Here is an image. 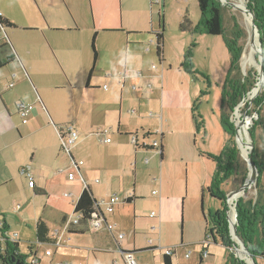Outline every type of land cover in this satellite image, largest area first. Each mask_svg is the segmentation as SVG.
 Listing matches in <instances>:
<instances>
[{
	"label": "rangeland",
	"instance_id": "obj_1",
	"mask_svg": "<svg viewBox=\"0 0 264 264\" xmlns=\"http://www.w3.org/2000/svg\"><path fill=\"white\" fill-rule=\"evenodd\" d=\"M31 1L37 6L36 0ZM151 1L152 4L150 0H39L44 14L37 6L43 20L37 31L21 28L13 31L7 28L6 31L36 85L37 90L32 87L33 95H39L43 99L53 121L59 125H74L76 119L86 121L87 118L91 131L99 133L96 135L98 144H95L93 154L103 164V171L101 174L91 173L89 177L94 182L98 179L104 190L109 191L111 195H119L122 201L127 194L135 192V203L123 202L115 212V220L119 223L120 232L125 234L124 241L130 243L129 246L134 244L136 248L147 249L152 242L158 247L137 251L135 256L138 264H164L161 253L168 247H177L176 253L172 255L173 264H201L199 258L206 239V220L210 224V215L222 209L221 201L207 191L213 183L215 163L203 154L220 155L227 141L220 114L222 88L231 65V56L223 35H210L201 30L194 33L180 30V23L186 11L192 25H198L193 23L197 22L200 13L197 0H188L186 9L183 7V10L185 0H159V3L158 0ZM232 1L216 0L222 7L226 33L231 36L239 30L242 31V38H245L244 56H247L250 50L252 18L248 13L231 5L229 2ZM247 4L248 0L245 1L244 7L248 8ZM160 14L164 15V56L173 66L169 81L173 88L177 89V95L172 93L166 104L179 107L190 104L186 110L179 108L171 113L172 120L166 117L165 112H161L160 99L156 103L142 100L145 104L141 106L140 99L135 95L136 90L131 87V80L127 77L123 84L119 80L122 81L124 67L129 76L136 74L140 69L151 68L152 64H155L157 69L161 68L163 60L156 54L154 33L160 29ZM76 25L78 30L74 28ZM70 27L73 30H70ZM95 32L98 56L87 86L88 74L93 65L91 42ZM127 32H131V35H127ZM5 39L7 40L6 36ZM258 46L259 44L256 46V54L254 53L257 63ZM189 51L196 74H187L181 67ZM9 54L8 48L1 56L6 59ZM13 70L20 72L16 63L1 69L0 75ZM241 71L248 80L254 81L253 87L257 85L258 65L252 63L244 68L241 62ZM24 83L30 81L21 82L10 92ZM103 85L106 90H103ZM162 85L166 89V81L163 80ZM121 92L126 98L121 97ZM128 93L135 100L127 98ZM37 107L42 109L40 103H37L34 109L38 110ZM253 107L254 104L248 105L244 100L241 101L239 109H235L231 114L234 123L238 120L237 115L242 118L246 110L249 111V116H255V121L258 114ZM133 108L153 121V129H161L160 123L164 116L162 131H168L163 138V159L161 160L159 149L144 148L153 150L140 151L136 161L140 163L138 167L141 169L136 171L133 168L136 161H130L126 155L130 148L134 151L135 145L131 142L134 133L131 136L120 134L116 125L107 122L108 115L99 113L100 110H110L114 121L121 110L123 113H133ZM193 108L196 109L197 121L193 117ZM261 111L264 115V108ZM150 112L163 115L158 119L156 116H150ZM45 115L39 118L40 121L47 119L51 123L49 114L45 112ZM249 116L247 118H250ZM11 118L15 124L21 125V117L18 114ZM53 128L55 129L53 124L45 127L39 133L28 137L25 143L35 144L40 149L46 144L45 136L53 133ZM104 130H107V133L100 134V131ZM156 135L157 133L151 137L150 142H160L159 133ZM107 137L112 143L105 141ZM120 142V149L110 148V145ZM239 145V151L246 156L240 141ZM37 153L39 154L40 150ZM87 153L88 150L83 146L77 152V161L88 162ZM242 164L245 165L243 162ZM70 172L74 174L73 178H70ZM58 174L59 185L48 186L47 195L34 196L30 188V203L21 198L18 203L22 206L20 209L16 207L17 203L2 207L0 220L3 219L2 214L5 215L7 223L11 226L10 234L19 235L17 239L20 241V252L27 255L26 264L32 263L35 254L40 258L39 264H111L113 260L124 264L122 256L116 253L113 255L93 249L89 235L83 237L70 233L67 235V241L59 246L37 241L36 218H42L44 215L50 220L53 229H59L62 222L59 225L56 221H51L52 217L59 210L75 204L76 197H72V193L75 194L80 175L75 170ZM233 181L229 180L222 185L227 194L238 188L234 187ZM161 195L165 198L163 210L160 205ZM257 195L256 180L242 196L246 200L255 201ZM227 206L228 214L232 216L233 204L227 200ZM25 208L26 213L23 216L22 211ZM228 221L230 223V220ZM228 229L229 237L232 238L230 224ZM255 237H262L261 225L257 226ZM81 240V245L75 246ZM234 240L239 241L236 235ZM204 247L207 248L208 255L204 256L203 264H227L230 253L236 252L235 247L224 245L220 239L218 243H206ZM47 250H51V255L46 254ZM187 253L189 257H185ZM256 255L257 264H264V256ZM243 261L248 264L246 259Z\"/></svg>",
	"mask_w": 264,
	"mask_h": 264
},
{
	"label": "crops",
	"instance_id": "obj_2",
	"mask_svg": "<svg viewBox=\"0 0 264 264\" xmlns=\"http://www.w3.org/2000/svg\"><path fill=\"white\" fill-rule=\"evenodd\" d=\"M187 1L188 0H185V6L183 4L182 10H183V7H185L186 9ZM36 2H37V6L40 12L42 13L43 9H42V6L39 0H36ZM37 6L34 5L31 0H0V15H2L3 17H6L11 22L17 25L16 28H11L10 29L11 31L20 29V28L26 31H37L38 28L41 26V23L43 22L42 18L40 17L38 13L39 11L37 9ZM200 20H201V13H199L197 22H193V23L194 24L197 23L199 25ZM159 24H160V19H159ZM74 28L76 30L79 29L77 25ZM69 29L73 30V28L71 27ZM105 31H110V30H105ZM119 31L124 32V30H119ZM127 35L130 36L131 32H127ZM5 36L7 37V40L11 41L8 37L7 31L4 29H0V40L2 42L7 41L5 39ZM13 47L15 49L14 45ZM147 50H149V48ZM15 51L17 53V58L13 60L12 62H10L7 66L3 67L2 69L7 68L9 65L13 63H16L17 69L20 72H18L17 70H13L11 72L0 75V213L3 212L2 207H4L5 205H11V204L15 205L17 203L16 207L20 209L22 206L18 203L21 198L27 199V203H30V201H32V197L30 196V192H29L30 188L32 189L34 196L47 195L46 192L48 191V186L59 185L60 181H59L58 173H61L63 171H69V170H75L76 173L80 175V178L78 179L76 187H75V194L72 193V197L73 195H75L76 197L74 203H76L84 187L88 186L91 189L94 197L98 200L99 203H101L102 210L105 211L104 203L112 195L109 193V191L104 190L103 186L99 184L98 179H96V182H94L93 179L89 177V174L91 173L101 174V172L103 171L102 170L103 164L99 162L98 159L93 154L94 146L95 144H98L96 135H98L99 133L91 131L90 125L87 124V121H88L87 118H86V121H84L83 119H76L74 126L79 132L78 139L75 145L71 148L70 153L63 152L61 149V133L59 130L64 124L63 125L56 124L51 118L49 110L47 109L43 99L39 95L38 97H35L33 95L32 87H34V89L37 90L36 85L34 84L32 77L30 76V73L28 72L25 64L19 57V54L16 49ZM11 56H12V52L10 51V54L8 55V57H11ZM161 63H162L161 68H158V69L157 67L156 69H153L152 66L151 68L146 69V70L140 69L138 71L139 73H141L140 75H137L138 72H136V74H132L129 76V74L127 73L124 67L123 72H122V81L121 79L119 80L120 82H122V84L127 80V77L131 80L130 81L131 87L132 89L136 90L135 95H137L138 98L140 99L141 106L143 103L145 104V101L142 102V100H148L151 102L153 101L156 103V102H159V99H160L161 112L162 111L165 112V114H167L166 117H169L170 120H172L171 113H173L175 110H178L179 108L186 110L188 109V107H190L189 106L190 104L188 106H182V107L171 106V105L166 104L167 98L168 97L171 98L172 93H175V95H177V89H174L173 86L171 85V81H169V77L172 76L170 72L173 69V66H171L170 63L167 62V59H165V56H164V60ZM152 65H155V64H152ZM182 72L183 71L181 70L180 74H182ZM12 73H16L17 77L14 79L15 81L14 86L10 87L9 83L12 81ZM186 73L192 74L189 72H186ZM26 80H29L30 83H24L23 85H20L14 91L10 92L18 84ZM163 80L166 81V85H167L166 89L162 85ZM103 90H106L104 89V85H103ZM109 96L110 95H107V97ZM121 97L126 98L125 94L123 95V92H121ZM127 98H129L130 100L131 99L135 100L134 97L130 93H128ZM20 100L33 105V109L29 112L28 117H27V122L25 123L22 121V117L17 108V102ZM37 103H40L42 105V109H39L38 107H37L38 110L34 109ZM34 110H37V111H34ZM132 111L133 113H130L128 111L126 113L125 112L123 113V110H121L117 120L115 118L114 121L112 119L113 114L110 113V110L108 111L100 110L99 113L105 116L108 115L109 120H107V122H110L113 125H116L117 132H119L120 134L129 135L133 133L139 134L142 131H150L152 132L154 136H155V133H157V135L159 133V138H160L159 140L161 143V137L164 138L166 132H168V131H162V125L164 123V116H162V119H161L162 122L160 123L161 129L159 128L153 129V126L155 124L148 116L144 117L142 113H139V112L137 113L135 108H133ZM45 112L49 114V117L52 121L51 123L48 122L47 119H45L44 121H40L39 118H41L43 115L46 116ZM14 114H18L21 117V125L14 123L13 119L11 118ZM152 114H153L152 116H156L158 119L161 118V115H163V114H156V113L155 114L152 113ZM29 116H30V119H29ZM51 124L55 126V129L53 128V133H50L51 135L45 136L46 144L41 146L40 149H39V146H36L35 144L28 145L25 143V140L28 137L39 133L45 127H48ZM58 126L60 128L59 130H58ZM167 127H169V124H167ZM58 136H59V139H58ZM162 143H163V140H162ZM83 146L86 147V151L88 150V153L86 154L88 156V162L84 163L82 160H80L83 163L79 164L80 161L79 162L77 161L76 155H77V152ZM121 147H122L121 142L110 145V148L112 150H118ZM38 150H40L39 154L37 153ZM144 150L146 152H151L153 149H144V148H139L135 146L134 151L132 150V148H130L128 154L126 155L129 157L130 161L131 159H134V162H135L136 158L138 157V154L141 153L140 151L143 152ZM124 152L126 153V151ZM163 155H164V152H163ZM74 162H76L77 165L74 164ZM138 163L139 162L136 161V165H133L134 171L141 169L138 167ZM23 167L29 168L31 176L33 177V180H34L33 187L29 185V179L27 175L21 172ZM105 170L107 171L106 168ZM36 191L39 193H37ZM154 191L155 190H153V194H154ZM133 193L135 195V192ZM131 194L132 193L127 194L125 198ZM113 195H117V194H113ZM124 199L122 203L116 206V209L113 214L105 215L108 221H113L117 223V229L114 231L113 234L107 233V232H97V231L90 230L88 224H83L78 227L73 226L71 228L70 233L79 234L78 236H83V237L85 235H89V242L92 245L93 249H95L96 251H100V252L113 253V255H115L116 253L122 256V258H123L122 251H129V252H133L134 254H136V252L139 250L158 248L152 242H150L149 244L150 248H147V249L136 248L134 244L133 246H129L130 243L128 241H124L125 235L122 240H118L117 235L121 230L119 229V223L115 220L116 219L115 212L117 208L122 206ZM160 200H161L160 202L161 210H163V206L165 205V198L161 195ZM230 203L233 204L232 207L234 209L235 204L232 202ZM74 205L75 204H71L68 206L67 209L59 210L57 214L52 217L51 221H56V223H58L59 225L62 222V226H63V223L67 220V218L73 215ZM22 212H23L22 215L24 216L26 213V208L23 209ZM161 216L164 217L162 213H161ZM233 216H235V211H234ZM2 217L3 219L0 220V222H3L2 227H0V242L3 243L4 237H9L11 239H13L14 237V239L17 240L20 244V241L17 239L19 235L10 234L9 230L11 226L7 223L6 216L2 214ZM40 218H36V222ZM42 218L46 222L47 226L51 230H53L52 225L50 224V220H48L46 216L44 215L42 216ZM35 234H36V229H35ZM68 234L64 235L65 239L62 242L67 241ZM231 234H232V239L234 240L235 234L233 233V231H231ZM132 236L133 237L135 236L134 230H133ZM257 239H259V237H257ZM259 240L261 241L260 244H262L264 248V233ZM82 241L83 240L79 241L80 243L75 244V246H80ZM202 248L203 249H202V253L200 255L199 261H201V258L203 261L204 256L208 255L207 248L205 247H202ZM205 252H207V254H205ZM175 253H176V249H175L174 254ZM161 255L163 257V263H164V256L166 255H164L163 251ZM235 255L237 257V252H235ZM113 261H117V260H113ZM203 263L204 262H202V264Z\"/></svg>",
	"mask_w": 264,
	"mask_h": 264
},
{
	"label": "trees",
	"instance_id": "obj_3",
	"mask_svg": "<svg viewBox=\"0 0 264 264\" xmlns=\"http://www.w3.org/2000/svg\"><path fill=\"white\" fill-rule=\"evenodd\" d=\"M152 4V1L150 0ZM198 5L201 13L200 24L192 25L186 11L183 21L180 23V30L182 32H198L199 30L210 35H223L226 47L231 56V65L227 71L223 88H222V101H221V124L224 132L227 135V141L223 147L222 153L218 156L212 154L206 155L208 160L215 163V173L213 183L208 187V193L221 201L222 209L210 215V224L206 220L205 226V242L218 243L221 242L229 247H234L235 241L229 237L228 229V206H227V191L222 189V185L229 181L234 180L232 184L234 187L241 186L248 177L249 166L247 160L240 154L239 148L236 143V127L231 121L230 116L235 110V107L244 99L247 92L251 90L254 85L253 80H248L247 76L242 75L241 62L245 50V38H242V31H237L234 35L229 36L226 33L224 26V18L222 14V7L216 0H198ZM248 9L253 13L254 21L259 29L261 46L264 53V0H248ZM237 25V23L235 24ZM17 25L11 22L6 17L0 15V29L6 30L7 28H16ZM160 29L154 31L156 39V54L160 60H164V15L160 14ZM97 33L95 32L92 38L91 47L93 50V65L90 69L87 78V86H89L93 72L96 67L97 51L95 48ZM10 49L12 56L3 58L1 53ZM5 53V52H4ZM17 58V53L11 41L7 40L2 42L0 40V69L7 66L10 62ZM181 67L186 72L196 74L193 70L191 62V52L185 55V59ZM262 92L253 101L255 112L258 118L254 121L249 131L254 140V149L252 158L258 169L257 190L258 195L254 200H246L243 196L238 199L236 206L237 218L236 234L242 238L248 247V250L256 254L263 255V246L260 240L256 239L257 226H262V235L264 233V115L262 109L264 108V84ZM193 110V117L197 121V114L195 108ZM247 117V116H246ZM198 123V122H197ZM199 125V124H198ZM58 126V130H59ZM60 131V130H59ZM130 136L132 134H129ZM159 146L160 156L163 159L164 146L162 143ZM241 150V149H240ZM242 153V152H241ZM245 163V165L242 164ZM247 164V165H246ZM248 168V169H247ZM37 192V191H36ZM39 193V192H37ZM137 196L132 193L124 199L126 203H134ZM101 213L98 200L94 197L91 189L85 186L79 198L74 205L73 215H80V224L75 225L78 227L87 224L95 212ZM65 219V218H64ZM211 225V226H209ZM36 238L39 243H53L54 240L49 236L51 229L47 226L43 219H39L35 225ZM17 240H11L9 237H4L3 243L0 242V260L1 264H26L27 255L20 252V246ZM177 249V247H175ZM31 253L32 250L30 251ZM35 254V253H34ZM34 257H37L36 254ZM40 260V258L38 257ZM202 258L200 263L202 264ZM32 264V263H31ZM38 264V263H37ZM164 264H173L171 256H164ZM228 264H246L243 260L235 256L233 252L229 255Z\"/></svg>",
	"mask_w": 264,
	"mask_h": 264
},
{
	"label": "built area",
	"instance_id": "obj_4",
	"mask_svg": "<svg viewBox=\"0 0 264 264\" xmlns=\"http://www.w3.org/2000/svg\"><path fill=\"white\" fill-rule=\"evenodd\" d=\"M152 68L156 69V65H152ZM140 74L141 73H139V72L137 73V75H140ZM16 77H17L16 73H12V81L9 83L10 87L14 86V84H15L14 79ZM263 84H264V81H263ZM258 85L259 84L257 83V85H255L253 88H251V90L248 91L246 96L244 97L243 100L245 101V103L247 102L248 105L253 104V101L255 100V98L262 91V88H261L258 95L253 100H251L252 90ZM104 88H106L105 85H104ZM17 108H18V111L22 117V121L24 123L27 122L28 114L33 109V105L28 104V103L20 100L17 102ZM235 109L236 110L239 109V104L235 107ZM245 112H246V115L245 114L242 115V119H244L246 116L250 115V114H248L249 111L246 110ZM152 115L153 114L150 113V116H152ZM249 117L254 121L255 116H249ZM230 119L234 123L233 116H231ZM234 125H235V127H236V125H238L237 121L234 123ZM60 133H61V149L63 152L70 153L71 148L75 145V143L78 139L79 132L72 123H67L61 127ZM100 133L105 134V133H107V130L100 131ZM152 135L153 134L150 131H142L139 134L138 133L133 134L131 141L136 147H139V148H157L158 149L160 146V142L158 140H152L150 142ZM105 141L110 142V138L107 137L105 139ZM82 163H83L82 161L79 162V164H82ZM74 164L77 165L76 162H74ZM21 172L27 175V177L29 179V185L31 187H33L34 186V180H33V177L31 176L29 168L23 167ZM69 176H70V178H73L74 174L70 173ZM120 203H122V200L118 195H112L104 203L105 211L102 210L101 203H99L101 213H99L97 211L92 215L91 219L87 223L89 226V229L93 230V231H97V232H107V233L113 234L114 231L117 229V223L113 222V221H108L106 219L105 215L113 214L115 209H116V206L119 205ZM153 214L154 213H152V215ZM80 217H81L80 215H72L71 217L67 218V220L63 223V226L61 228L53 229L50 231L49 236L54 240V242H53L54 245H57V246L61 245L62 241L65 239L64 235L70 233L71 228L73 226L80 224ZM232 219L234 220L233 215H232ZM229 224L231 225V231H232V223L230 222ZM2 225H3V222H0V227H2ZM124 235H125L124 233L119 232L117 235L118 240H122L124 238ZM11 240H15L14 237ZM162 251H163L164 255L172 256L175 252V248L168 247V248H164ZM46 254L51 255V250H47ZM205 254H207V252H205ZM122 255H123L124 264H138L136 257H135V254L133 252L122 251ZM188 256H189V254L187 253L186 257H188ZM31 262H32V264H37V263H39V259L37 257H34L31 260ZM112 264H118V262L113 261Z\"/></svg>",
	"mask_w": 264,
	"mask_h": 264
},
{
	"label": "water",
	"instance_id": "obj_5",
	"mask_svg": "<svg viewBox=\"0 0 264 264\" xmlns=\"http://www.w3.org/2000/svg\"><path fill=\"white\" fill-rule=\"evenodd\" d=\"M222 1V0H221ZM231 5H233L236 9L238 10H241L243 11L244 13H248L250 16H251V22H252V30L253 32H257L258 33V40H259V48L257 50V52L259 53L258 56H259V61L257 63V65L259 66V79H258V86H256L253 90H252V98L251 100H253L259 93L260 89L263 87V81H264V53H263V49H262V46H261V41H260V34H259V29L254 21V18H253V13L246 7L242 8L240 7L239 5L237 4H234L233 2H229ZM245 115H246V112H245ZM239 131H240V128L238 125H236V143L238 141V138H239ZM247 133H248V136H249V139H250V144L248 145V151H249V155L248 157H245V159L247 160L248 162V166H249V170H251L253 173H254V180L253 182L250 180L249 176L247 177V179L245 180V182L239 186L238 188L234 189L233 191H231L229 194H228V197H227V200L228 202H232L234 203V211H235V216H234V220L232 219V217L230 215L227 216L228 220H230V222L232 223V231L233 233L236 235V238L239 239V241H235V249H236V252H237V256L241 259V260H245L242 256H240L239 254V249H240V246L245 248L246 251H248V247L247 245L245 244L244 240L242 238H240L237 234H236V222L238 221V218H237V209H236V205H237V202H238V198L241 197L242 195L245 194L246 190L248 188H250L252 186L253 183H255V181L257 180L258 178V169H257V166L252 158V152H253V149H254V140L250 134V131L247 130ZM251 136V137H250ZM238 145V143H237ZM239 148V147H238ZM242 192V193H241ZM238 193H241L239 194V196H236ZM249 255L252 257V264H257L256 262V259L253 255V253L251 252H248ZM248 264H250L248 262Z\"/></svg>",
	"mask_w": 264,
	"mask_h": 264
},
{
	"label": "bare ground",
	"instance_id": "obj_6",
	"mask_svg": "<svg viewBox=\"0 0 264 264\" xmlns=\"http://www.w3.org/2000/svg\"><path fill=\"white\" fill-rule=\"evenodd\" d=\"M222 1L223 2H227V0H222ZM245 1L246 0H233L232 2L234 4L239 5L240 7L244 8ZM257 44H259L258 33L257 32H253V30H252L251 35H250V40H249V48H250L249 54L247 56H244V54H243V57H242V60H243L242 64H243L244 68H247V65L252 64V63L257 65V62H256V60L254 58L255 57L254 53L256 52ZM258 48H259V46H258ZM237 116H238L237 124L239 125V128H240L239 138H238L237 143H238V147H240V145H239V141H240L241 146H242V151L246 155V156H243V155L242 156L245 158V157H248V155H249L248 145L250 144V139H249L247 130H248L249 125L253 122V120L251 118H247V117L242 119L241 115H239V114ZM253 175H254V173L250 170V173H249L250 180H252ZM241 193H238L236 196H239V194H241ZM238 252H239L240 256H242L250 264H252V257L249 255L248 251H246L245 248H243V247L241 248L240 247Z\"/></svg>",
	"mask_w": 264,
	"mask_h": 264
}]
</instances>
